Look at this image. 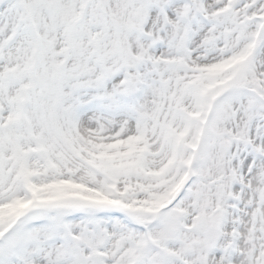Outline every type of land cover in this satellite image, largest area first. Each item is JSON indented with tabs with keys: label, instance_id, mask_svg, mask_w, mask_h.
Listing matches in <instances>:
<instances>
[{
	"label": "snow or ice",
	"instance_id": "1",
	"mask_svg": "<svg viewBox=\"0 0 264 264\" xmlns=\"http://www.w3.org/2000/svg\"><path fill=\"white\" fill-rule=\"evenodd\" d=\"M0 264H264V0H0Z\"/></svg>",
	"mask_w": 264,
	"mask_h": 264
}]
</instances>
